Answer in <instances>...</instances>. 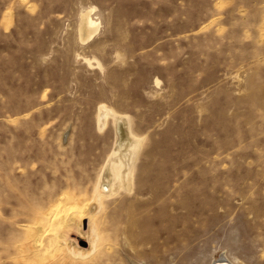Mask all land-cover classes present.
<instances>
[{
  "label": "rangeland",
  "instance_id": "374dc122",
  "mask_svg": "<svg viewBox=\"0 0 264 264\" xmlns=\"http://www.w3.org/2000/svg\"><path fill=\"white\" fill-rule=\"evenodd\" d=\"M118 114L139 144L109 192ZM222 257L264 264V0H0V264Z\"/></svg>",
  "mask_w": 264,
  "mask_h": 264
},
{
  "label": "bare ground",
  "instance_id": "6f19581e",
  "mask_svg": "<svg viewBox=\"0 0 264 264\" xmlns=\"http://www.w3.org/2000/svg\"><path fill=\"white\" fill-rule=\"evenodd\" d=\"M96 10H97V6H89L88 8H85L84 10H82V12H81V17H80V22H79V34H80V38L82 41H88L89 39L93 38L98 33V29L100 27V21H98L97 17H95V15H94L96 13ZM98 63L100 64V62H98ZM111 112L112 111L106 105L102 104L100 113H98L99 114L100 128L105 127ZM115 119L117 122V133H118L117 144H116L114 152L109 156V171L104 176V179H103L104 180L103 181V187L105 186V189L108 190L109 192L115 191L117 189V187H120L122 185H127L129 183L130 167H131L132 159H133V156H134L136 149L138 148V144H139V140L132 133L131 128H130V123L126 119L125 115L124 114H118L115 116ZM115 166H118V167L122 166L123 169L118 170L115 168ZM102 196H103V194L101 192H98L97 199L101 200ZM70 203H72V202H70ZM76 204L77 205L74 204V206H68L69 212H67L66 215L69 219H73V218L78 217L81 224H83L89 216H91V218H92L93 216L96 215V210L94 212H92V210H91L90 213H87V210L85 211V209H86L85 204L84 205H81L78 203H76ZM56 207L57 206L54 205V208H52V210H51L52 212H49L47 214V216H45L46 222L48 224L53 223V222L57 221L56 219H58V215H57L58 212L56 213V211L58 209ZM55 208L57 209L56 211H55ZM73 208H75V210H73ZM59 212H60V210H59ZM66 222H67V220H66ZM53 224H55V223H53ZM89 225H90V228L86 232L88 234L87 238L90 240L89 243H91V249L89 251H86V252L83 248H81L79 250L77 249V251L74 250L73 253L75 254V256L77 255V257L78 256L79 257L80 256L81 257H87L96 250V247L98 244V239H99V233H98V230L96 228L97 227L96 222L95 221H94V223L91 222V223H89ZM48 230H50V229L48 228L47 231ZM48 233H49V231H48ZM87 238H82V239L86 240ZM225 260H226V262H225ZM221 262H223V263H221ZM212 264H237V263L236 262L232 263L229 260H227V258L222 257L220 259L214 260L212 262Z\"/></svg>",
  "mask_w": 264,
  "mask_h": 264
},
{
  "label": "water",
  "instance_id": "95a60500",
  "mask_svg": "<svg viewBox=\"0 0 264 264\" xmlns=\"http://www.w3.org/2000/svg\"><path fill=\"white\" fill-rule=\"evenodd\" d=\"M84 224H85V226L87 225L86 222H84ZM225 262H226V260H225ZM221 263H223V262H221Z\"/></svg>",
  "mask_w": 264,
  "mask_h": 264
}]
</instances>
